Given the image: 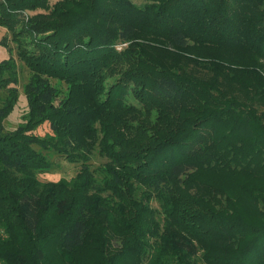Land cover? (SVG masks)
I'll return each instance as SVG.
<instances>
[{"label":"trees","instance_id":"obj_1","mask_svg":"<svg viewBox=\"0 0 264 264\" xmlns=\"http://www.w3.org/2000/svg\"><path fill=\"white\" fill-rule=\"evenodd\" d=\"M140 1H0V264H264V0Z\"/></svg>","mask_w":264,"mask_h":264},{"label":"rangeland","instance_id":"obj_2","mask_svg":"<svg viewBox=\"0 0 264 264\" xmlns=\"http://www.w3.org/2000/svg\"><path fill=\"white\" fill-rule=\"evenodd\" d=\"M3 1V0H0ZM137 5H142L143 2L140 0H132ZM54 1H52V4ZM7 42V46L1 43ZM16 43L12 40V32L8 30L7 27L0 25V63L3 60L13 59L17 66L19 84L17 86L18 89V100L14 108L10 111L6 119L3 121L6 131H13L17 129L19 125L25 124L29 120V108H28V101L26 98V86L30 81L31 71L22 62L17 54ZM126 47V45H122L118 47V50ZM54 86L62 89L64 92H67V85L59 82L53 81ZM6 98V91L0 89V105L3 99ZM35 134L40 137H44L47 134H51V130L48 124H44L35 130ZM36 150L42 152L47 158L52 162V168L49 172L43 173L39 175V180L41 182H57L62 178L65 179H72L74 178L78 171L80 165L71 164L69 163L64 157L59 156L54 152L44 151L39 147H36ZM103 162L102 158L99 156L94 157L93 159V166L97 167ZM153 206L155 208H159V204L157 202H153ZM59 263H62V260L59 258ZM64 262V259H63Z\"/></svg>","mask_w":264,"mask_h":264}]
</instances>
